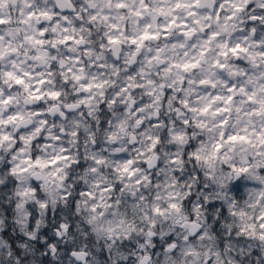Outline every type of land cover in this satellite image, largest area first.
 Masks as SVG:
<instances>
[{
	"label": "clouds",
	"instance_id": "clouds-1",
	"mask_svg": "<svg viewBox=\"0 0 264 264\" xmlns=\"http://www.w3.org/2000/svg\"><path fill=\"white\" fill-rule=\"evenodd\" d=\"M0 264H264V0H0Z\"/></svg>",
	"mask_w": 264,
	"mask_h": 264
}]
</instances>
